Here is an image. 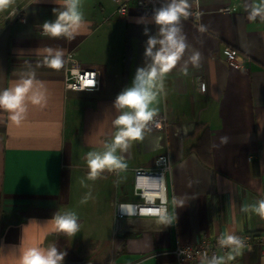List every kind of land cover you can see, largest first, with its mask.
<instances>
[{
  "label": "crops",
  "instance_id": "1",
  "mask_svg": "<svg viewBox=\"0 0 264 264\" xmlns=\"http://www.w3.org/2000/svg\"><path fill=\"white\" fill-rule=\"evenodd\" d=\"M121 2L83 0L88 26L72 42L41 35L40 26L55 19L53 0H15L14 16L9 17L11 8L0 12V91L34 72L36 87L45 93L43 104L27 102L18 125L0 110V264H19L13 254L19 256L21 247L50 245L67 253L62 264H177V243L264 232V219L241 211L264 199V20L248 19L260 0H189L193 15L178 25L188 47L155 104L157 114L169 118L171 223L116 214L117 203L136 200L133 169L153 168L161 153L154 149L155 134L146 130L127 151L117 150L124 170L105 169L96 178L103 179L110 208L100 243L91 214V222L77 214L80 230L74 237L53 231L48 221L70 211L74 186L93 181L86 155L111 143L113 121L121 114L115 99L132 85L137 69L151 63L147 40L159 36L151 18L170 0L150 6L131 0L123 15L117 11ZM228 5L236 9L221 11ZM46 47L64 49V59L74 52L78 60L102 66L99 88L67 90L64 64H43ZM229 49L246 69L228 64ZM194 51L201 53L199 67L191 62ZM228 264H264V254L260 247L244 248Z\"/></svg>",
  "mask_w": 264,
  "mask_h": 264
},
{
  "label": "clouds",
  "instance_id": "2",
  "mask_svg": "<svg viewBox=\"0 0 264 264\" xmlns=\"http://www.w3.org/2000/svg\"><path fill=\"white\" fill-rule=\"evenodd\" d=\"M38 2V0H36ZM58 7L53 8L55 19L46 20L41 27V35L50 39L64 38L68 42L74 41L77 36L84 33L88 26L85 19L83 0H53ZM15 0H0V12L12 9L9 17L16 14L12 6ZM189 0H170L166 5L154 10L152 22L159 26V36L149 37L145 48V56L151 63L145 67L138 68L132 85L122 91L115 99V107L121 110V114L113 121L117 131L111 143L103 152L90 151L86 155V163L89 169L87 178L95 180L105 169L109 171L124 170L127 167L124 159L117 155V150L127 151L132 142L140 141L148 130V125L153 122L158 109L155 107L157 98L164 91V80L176 67L186 48V36L178 26L182 19L187 20L193 13L190 11ZM199 13H196L197 18ZM264 20V0L252 6L248 19L255 21L257 17ZM203 29V26H201ZM148 29H145L147 34ZM159 45L157 48L156 46ZM43 64L59 69L65 63V50L62 48L46 47L43 49ZM201 53L194 51L191 62L199 67ZM185 74L187 70L185 69ZM35 73H30L28 78H21L12 87L0 91V110L7 112L8 119L14 124H20L27 112V102L41 105L45 102V93L37 88ZM159 127V124L156 125ZM226 143L227 138H222ZM83 184V181L81 182ZM86 186V185H85ZM90 195V194H89ZM88 196L81 201L86 203ZM242 212H249L264 219V199L258 200L251 205H244ZM162 223H171L166 215H160L155 210ZM53 225V231L74 237L80 230L78 216L75 212L67 211L57 213L48 221ZM31 223H36L32 221ZM221 248L228 249L224 256H213L205 259L202 264H228L237 256L242 255L246 247L245 239L241 236L225 233L218 239ZM66 252L58 251L54 245L47 248L36 246L27 249L20 248L19 256L13 254L19 264H62ZM206 256V254H205Z\"/></svg>",
  "mask_w": 264,
  "mask_h": 264
},
{
  "label": "built area",
  "instance_id": "3",
  "mask_svg": "<svg viewBox=\"0 0 264 264\" xmlns=\"http://www.w3.org/2000/svg\"><path fill=\"white\" fill-rule=\"evenodd\" d=\"M140 5L150 6L166 0H138ZM131 0H122L118 6V13L125 14ZM236 6H225L221 11H234ZM227 62L235 69H246L245 61L240 59L233 49L227 52ZM65 88L72 91H92L99 88L101 84L102 66L82 62L76 58L74 52H69L65 58ZM92 85L88 86V82ZM159 124V127L156 125ZM169 118L165 114H157L153 122L148 125V130L155 134L154 149L160 150L155 159L153 168L143 166L133 169V195L135 201L119 202L116 204L118 218L132 215L154 216L155 210L160 215L168 214L169 195L167 176L172 171V164L168 153L167 135ZM118 171V170H114ZM245 239L247 249L260 247L264 254V232H241L235 234ZM220 235L209 237L202 236L197 243H177L172 249L177 259V264H193L197 261L203 262L213 256H222L228 249L221 248L218 244ZM206 254V256H205Z\"/></svg>",
  "mask_w": 264,
  "mask_h": 264
},
{
  "label": "rangeland",
  "instance_id": "4",
  "mask_svg": "<svg viewBox=\"0 0 264 264\" xmlns=\"http://www.w3.org/2000/svg\"><path fill=\"white\" fill-rule=\"evenodd\" d=\"M102 180V178L95 179L93 181L84 180L83 184L78 185V188L77 186H74L72 191V203L69 208L70 211L87 217L90 222L92 219H90L89 214L96 218L93 222L99 232V236L95 241L96 243H100V240H102L101 236L106 230L110 215V208L108 202L106 201L104 183ZM85 196H88L87 202L81 203Z\"/></svg>",
  "mask_w": 264,
  "mask_h": 264
},
{
  "label": "snow or ice",
  "instance_id": "5",
  "mask_svg": "<svg viewBox=\"0 0 264 264\" xmlns=\"http://www.w3.org/2000/svg\"><path fill=\"white\" fill-rule=\"evenodd\" d=\"M92 83H93L92 81H89V82H88V86H91V85H92Z\"/></svg>",
  "mask_w": 264,
  "mask_h": 264
}]
</instances>
